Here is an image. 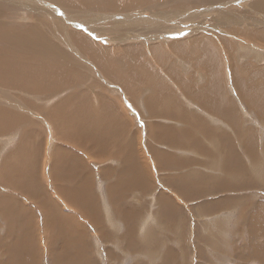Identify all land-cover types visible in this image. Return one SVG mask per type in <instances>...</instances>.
Returning a JSON list of instances; mask_svg holds the SVG:
<instances>
[{
  "label": "rangeland",
  "instance_id": "obj_1",
  "mask_svg": "<svg viewBox=\"0 0 264 264\" xmlns=\"http://www.w3.org/2000/svg\"><path fill=\"white\" fill-rule=\"evenodd\" d=\"M57 1L0 0V44L4 46L0 50L28 57L34 52L29 47L39 38L35 45L45 46L35 48L48 59L76 58L74 64L82 71L76 75L83 74L79 81L85 93L81 94L98 104L95 110L100 115L95 118L108 116L102 110L113 108L116 112L109 116L116 123L105 124L108 132L94 131L108 147L103 158H96L97 147L89 148L85 140L86 148L67 140L72 129L43 114L75 92V87L52 92L46 102V91L40 96L0 85V96L6 97L0 106L10 114L3 119L2 128L7 130L0 134V264H57L62 233L75 229L68 225L71 220L80 229L77 236L70 235L76 238L78 246H71L77 252L67 249L73 264H156L159 246L170 252L168 245L181 254L178 264H223L221 253H230L232 264L237 260L264 264V35L254 40L244 36L264 32V0H166L165 4L148 0L129 11L103 5L104 0L86 6L62 0L72 7ZM131 1L117 0L115 6L122 9ZM66 16H70L67 21ZM64 26L68 29L59 38L55 34ZM42 32L43 38L38 35ZM75 34L106 53L97 59L86 51L76 56L66 44ZM179 43L193 52L183 56L172 51L170 46ZM125 46L141 51L140 55L117 51ZM13 57L18 59L4 56L10 61ZM136 57L146 66L145 78L138 70L124 75L138 62ZM180 76L184 84L177 81ZM151 78L167 96L154 108L168 110L176 120L149 115L151 106L145 99L153 100L148 94ZM122 79L129 81L126 87ZM205 88L210 93L208 106L196 99ZM81 111L82 107L77 127L84 128ZM162 124L171 125L173 139L151 132V126L154 132L153 126ZM24 126L32 130L26 132ZM158 135L160 139L155 138ZM162 157H168L165 164ZM9 171L18 175L11 179L16 188L3 184L1 178ZM77 186L83 189L78 200L83 213L74 208L76 198L63 197V193L73 195ZM217 193L227 195V200L215 214L212 200Z\"/></svg>",
  "mask_w": 264,
  "mask_h": 264
},
{
  "label": "bare ground",
  "instance_id": "obj_2",
  "mask_svg": "<svg viewBox=\"0 0 264 264\" xmlns=\"http://www.w3.org/2000/svg\"><path fill=\"white\" fill-rule=\"evenodd\" d=\"M54 2H57L58 3V1L57 0H53ZM59 1H61L62 2V0H59ZM75 1H78V2H75ZM144 1V2H143ZM146 1H148V0H132L131 2H128L127 4H129L128 5V7H126V5L124 6V8H122V9H119L117 6H115L116 5V3H117V0H104L103 1V5L104 4H107V5H110V7L111 6H113V7H115L116 8V10L117 11H126V10H133V9H136L135 7H137V5H139V7L140 6H142V5H146L145 3H147ZM154 1V0H153ZM164 1H166V0H163V4H165L166 2H164ZM174 1H176V0H174ZM184 1V0H183ZM186 1V0H185ZM74 2L75 3H77V4H82V5H91V4H93V3H95L96 4V2H98V0H74ZM122 2V1H121ZM169 2V1H168ZM167 2V3H168ZM194 2V1H193ZM200 2V1H199ZM264 2V1H263ZM62 3L63 4H66V5H62ZM61 3V5L62 6H67V7H72V6H69V5H72L71 3H66V2H62ZM73 3V2H72ZM122 3H125V2H122ZM207 3V2H206ZM262 3V2H261ZM99 4V3H98ZM263 4V3H262ZM102 5V6H103ZM106 5V6H107ZM174 6V5H173ZM181 6H183V5H181ZM180 6V7H181ZM207 6V5H206ZM105 7V6H104ZM108 7H106V9H107ZM125 8H128V9H125ZM187 8V7H186ZM70 9V8H69ZM106 9H104V10H106ZM109 9V8H108ZM183 9H185V8H183ZM258 9V8H257ZM75 10H77V9H75ZM112 10H114L113 8H112ZM180 10H182V9H180ZM87 11V10H86ZM95 11H97V10H95ZM205 11V10H204ZM262 11V10H261ZM70 12V11H69ZM71 12H75V11H71ZM115 12V11H114ZM43 13V12H42ZM64 13H66V11L64 12ZM64 13H63V15H64ZM261 13V12H260ZM40 14V13H39ZM67 14H69V13H67ZM114 14V13H113ZM180 14V13H179ZM44 15V14H43ZM42 15V16H43ZM47 15V14H46ZM51 15H53L52 13H51ZM66 15V14H65ZM54 17H56V16H54ZM61 17V16H60ZM121 17V16H120ZM136 17V16H135ZM58 17H56L55 19H57ZM65 18V17H64ZM69 18H70V16L68 17V16H66V21L67 20H69ZM52 19V18H51ZM54 19V18H53ZM133 19H136V18H133ZM154 22V21H153ZM152 22V23H153ZM48 24H49V22H48ZM55 24V23H54ZM68 24H69V22H68ZM64 25V24H63ZM151 26V25H150ZM23 27V26H22ZM24 28V27H23ZM55 28V27H54ZM41 29V28H40ZM44 29V28H43ZM46 29V28H45ZM56 29V28H55ZM68 28L67 27H62V28H60V32H58L57 34H55V35H57V36H59V38L60 37H63V36H65L64 35V33H65V31L67 30ZM259 29V28H258ZM21 31H23V30H21ZM33 31H34V29H33ZM234 31V30H233ZM256 31V30H255ZM258 31V30H257ZM24 32V31H23ZM41 32V31H40ZM55 32V31H54ZM263 31H261V32H258V33H256V32H253V33H249V34H245L244 36L245 37H247L249 40H254L257 36H263L264 34V32L262 33ZM25 33V32H24ZM5 34V33H4ZM23 34V33H22ZM44 34H46L45 32H42V33H40V34H38L41 38H43L44 37ZM53 34V33H52ZM74 34V33H73ZM15 35L16 36H20L21 35V33H15ZM15 35L13 36V34L12 35H10V37L12 38V37H14L15 38ZM2 35L0 34V37H1ZM26 36V35H25ZM69 37V36H68ZM114 37H117L118 38V36H114ZM6 38V37H5ZM201 38H202V36H201ZM201 38H199V39H201ZM263 38H264V36H263ZM69 39V38H68ZM68 39H64L65 41H67L68 42ZM116 39V38H115ZM198 39V40H199ZM203 39H204V37H203ZM260 40H262L261 38H259ZM14 40V39H13ZM54 40V39H53ZM58 40V39H57ZM72 40H73V42H75V44H73V45H71V44H68L69 42H72ZM197 40V39H196ZM218 40V39H217ZM23 41V40H22ZM25 41V40H24ZM238 41V40H237ZM2 42V41H1ZM31 42V41H30ZM63 43H66V42H64V41H62ZM68 43H66L67 45H68V50H70V51H72V52H74L75 54H76V56H78L79 57V55H81V52H83V51H86L87 53H89V55L91 54L92 56H94L95 57V59H97V58H99L98 56H100V55H102V54H104V53H106V49L105 48H99V51H97L94 47H93V45L90 43V41L88 40V38H86V37H84V36H82L81 34H79V35H73L72 36V38L70 39V41H69ZM3 44H4V41L2 42ZM35 43L37 44V43H40V40H39V38H38V40L36 41H33V44L34 45H31L32 47H29V48H31V50L33 49L34 50V52H33V54L32 55H30V56H28V57H24V56H22V55H14V54H12L11 52H10V50L9 49H7V50H0V85H3V86H6V87H8V88H13V90L12 91H14V89H18V90H21V91H24V92H28V93H39V95L41 96V94L43 93L42 91H46V93H47V96H43L44 97V100H46V102H48L47 100H49V99H51L54 95H52V92H61V91H63V90H66V88H71V87H75V88H73V90L74 89H76V91L75 92H72L71 93V95L69 96H67V98H64V100L63 101H60L59 103H54V105H53V107H51V108H53V109H51L47 114H45V113H43L45 116H50L51 118H53L54 119V121L56 122V123H58V124H60V125H62V127H64L65 129H66V127L68 128V129H72L71 130V135L70 136H72L73 134H75L76 133V138H71L70 136V138L68 137L67 138V140L68 139H70V140H72L73 142H75V143H77V145H79V146H82L83 147V145L85 146V142L87 141L88 142V145H89V148H93L94 146L95 147H97L98 148V151H100V154H99V152L97 151V153L96 154H94L95 152H94V150H93V153L92 154H94V156L96 155V158H103V155H104V153H105V150L108 148L107 147V145H106V142L104 141V139H103V136H99V135H96V133L94 132L95 130L97 131V133H99L100 131H101V129H102V131L103 132H108V130L110 129L109 128V126L107 127L105 124L106 123H111V124H114L115 125V123H116V120L114 121L109 115H113L116 111L113 109V108H110V109H106V110H102V112H101V114H103V115H108V116H106V117H104V118H95V116H98V115H100V113H98L96 110H95V106L96 105H98V104H96V103H94V101H92V100H89L90 98L88 97V100L86 99V98H84L83 97V95L84 94H81V92H83L82 91V89H81V87H82V84H81V82L79 81V79L80 78H83V74L82 75H76V73H78L79 71H80V73L82 72L81 71V68H80V66H77V65H75L74 64V61H75V59L73 60V59H68L67 60V62H64L63 60H64V58H63V60H61V59H59V58H55V59H48L47 58V56L43 53V52H39V50H38V52H37V50H36V48L35 47H38V48H41V47H43V46H45L44 44H43V46H38V45H35ZM197 43V42H196ZM195 43V45L197 46L198 44H196ZM210 43H211V41H210ZM260 43V42H259ZM29 44V43H28ZM60 44V43H59ZM211 44H213V43H211ZM5 45H6V43H5ZM170 45V44H169ZM0 46H2L3 48H4V46L3 45H1L0 44ZM55 46V45H54ZM53 46V47H54ZM61 46H63V44L61 45ZM65 46V45H64ZM6 47H7V45H6ZM25 47V46H24ZM48 47V46H47ZM128 46H125L123 49H120V48H117V51H124V52H129V53H131V54H134V55H140V53H141V51H138L137 49H130V48H127ZM194 47V46H193ZM61 48V47H60ZM64 48V47H63ZM132 48V47H131ZM170 48H171V50L173 51H175L176 53H178V54H182L183 56H189V54L188 53H192L193 52V50H190L189 48H187V47H185V46H183V43H179V44H177V45H171L170 46ZM198 48H200V45H199V47H195V49H194V51H196ZM245 48V47H244ZM14 49V48H13ZM56 51H59V49H57V47L55 46V48H54ZM20 50V48H18L17 50H16V52H18ZM27 50V49H26ZM42 50V49H41ZM155 50V49H154ZM15 51V50H14ZM13 51V52H14ZM30 51V50H29ZM44 51V50H43ZM155 51H160L159 50V48L157 49V50H155ZM210 51V49L208 48V51H207V53H210L209 52ZM216 51V50H215ZM60 52V51H59ZM11 54V55H13V56H17L18 57V59L17 58H14L13 57V59H12V61H10V60H8V59H11V58H7V60H6V58H4V56H5V54ZM25 53V52H24ZM70 53V52H69ZM206 53V54H207ZM2 54V55H1ZM19 54V53H18ZM23 54V53H22ZM27 55V54H26ZM49 55V54H48ZM68 55V54H67ZM90 55V56H91ZM39 56H41L39 59H38V57ZM69 56V55H68ZM161 56H162V54H161ZM181 56V55H180ZM8 57H10V56H8ZM67 57V56H66ZM71 57V56H70ZM74 57V56H73ZM141 57V56H140ZM140 57H136L135 59L136 60H134V61H138V62H136V63H134V64H132L131 66H129V68H128V70L124 73V75H126V76H128V73L129 74H131V72L132 71H134V70H138V71H140L141 73H142V75L143 74H145L144 72H142L145 68H146V66H145V64L142 62V59L140 58ZM67 58H69V57H67ZM157 58H159V57H155V60L157 59ZM20 59V60H19ZM92 59H94V58H92ZM43 60V61H42ZM98 61H101V60H98ZM97 62V61H96ZM155 62V61H154ZM153 62V63H154ZM19 63H21V64H19ZM207 65V64H206ZM203 66V65H202ZM204 67V66H203ZM215 68V67H214ZM171 71H173V70H171ZM259 73V72H258ZM13 74V75H12ZM172 74V73H171ZM146 75V74H145ZM145 75H143V77L145 78L146 76ZM173 75V74H172ZM129 77V76H128ZM152 79V78H151ZM153 81H152V86L150 87L151 89H150V93H148L149 94V96L150 97H152L153 98V100L152 101H149L148 99H145L146 101V104H148L149 106H151L150 108H151V110H150V113H149V115L151 116V117H153V118H161V119H163V117L164 118H168V119H170V118H172V119H174V120H176L177 118H173V115H172V113L171 112H169L168 110H164V109H162V112H158L157 111V109H155L154 108V106H156V105H158V104H161L162 102H166V100L164 99V97H167V96H165V94H164V91H163V88H162V85L160 84H158L157 85V82H155L154 81V79H152ZM204 80V79H203ZM177 81L178 82H180L181 84H184L185 83V81H183L182 80V77L180 76V77H178L177 78ZM120 82H121V84L123 85V87H126L127 86V84H128V80H120ZM184 82V83H183ZM134 83V82H133ZM250 83V82H249ZM187 84V83H186ZM248 85V84H247ZM250 85L254 88V89H258V90H260L255 84H252V83H250ZM249 85V86H250ZM206 89V88H205ZM245 89V88H244ZM56 90H59V91H56ZM247 90L248 91H250V88H247ZM143 91V90H142ZM243 91H245V90H243ZM255 91V90H254ZM6 92V91H5ZM126 92V91H125ZM262 92V91H261ZM4 93V92H3ZM2 93V94H3ZM83 93H85V92H83ZM244 93V92H243ZM251 93H252V91H251ZM1 94V95H2ZM131 92H130V96H131ZM170 94V93H169ZM199 94H202L203 96H199L198 98H201L202 99V103H208V95L210 94L209 93V91L206 89V90H204L203 92H201V93H199ZM257 94V93H256ZM36 95V94H35ZM39 95H36V96H38L39 97ZM88 95V94H87ZM133 95V94H132ZM189 95H193V93L192 92H189ZM249 95V94H248ZM247 95V96H248ZM252 95V94H251ZM258 95V94H257ZM256 95V96H257ZM5 96V95H4ZM168 96H170V95H168ZM244 96H246V94L244 95ZM254 96V95H253ZM38 97L36 98V99H38ZM142 97V96H141ZM4 98H6V97H4ZM3 97H1L0 96V102H3L5 99H4ZM42 97H40V99H41ZM84 98V99H83ZM137 98V97H136ZM171 98V97H170ZM246 98V97H245ZM39 99V100H40ZM86 99V100H85ZM95 101L97 100V98H96V96H94V98H93ZM172 99H173V97H172ZM165 100V101H164ZM255 100H256V98H255ZM90 101L91 102H93V104L91 103L90 104ZM250 101V100H249ZM263 101V100H262ZM51 102V101H50ZM97 102V101H96ZM170 102V101H169ZM251 102V101H250ZM15 103V102H14ZM45 103V102H44ZM88 103V104H87ZM6 104V103H5ZM13 104V103H12ZM46 104V103H45ZM69 104V105H68ZM165 104V103H164ZM260 104V103H259ZM65 105H66V108H65ZM257 105H258V103H257ZM42 106V105H41ZM264 106V105H263ZM1 107V106H0ZM81 107L83 108V111H81L80 112V117H81V119H82V125L84 124V128H83V126H81V127H77V121H76V117H77V114L79 113V111H80V109H81ZM157 107V106H156ZM71 108V109H70ZM43 109H44V107H43ZM42 109V110H43ZM255 109V108H254ZM260 109V108H259ZM4 109H2V107L0 108V134H2L3 133V131L5 130H7V129H3L2 127V125H4L3 124V119L5 118H7L9 115L7 114L8 112H6V111H3ZM8 110V109H7ZM41 110V111H42ZM174 111H177V110H175V109H173ZM1 111H3V112H1ZM45 111V110H44ZM153 111V112H152ZM160 111V110H159ZM257 111V110H256ZM258 112V111H257ZM111 113V114H110ZM259 114V113H258ZM18 115V114H17ZM120 115V114H119ZM260 115V114H259ZM16 116V115H15ZM175 116V115H174ZM54 117H56L58 120H59V122L54 118ZM115 117V119H116V115L114 116ZM170 117V118H169ZM21 118H23V117H20V119ZM47 118H49V117H47ZM110 118L112 119L111 121H110ZM8 119V118H7ZM12 119V118H11ZM83 120H84V122H83ZM119 120V119H118ZM180 120V119H179ZM9 121H10V119H9ZM17 121V120H16ZM53 121V120H52ZM114 121V122H113ZM120 121V120H119ZM118 121V122H119ZM159 121V120H158ZM5 122V121H4ZM19 122V121H18ZM123 122V121H122ZM16 123V122H15ZM124 123V122H123ZM23 124V123H22ZM52 124H53V122H52ZM99 124H104L103 126H101V125H99ZM155 124H159V123H157V122H155ZM161 124V123H160ZM54 125V124H53ZM113 125V126H114ZM126 125V124H125ZM22 127V126H21ZM167 126L166 125H155V126H153V128H154V132H153V130H152V126H151V128H150V130H151V132L152 133H157V132H160L161 134H163V133H166V134H168V135H170L171 136V139H173L174 138V133L173 132H171V129L170 128H166ZM11 128H13V126L12 127H9L8 128V130L9 129H11ZM61 128V127H60ZM63 128V129H64ZM74 128V129H73ZM29 129H31V127L30 126H24V128H23V130L24 131H26V130H29ZM58 129V128H57ZM118 129H119V126H118ZM32 130V129H31ZM56 130V129H55ZM60 130V129H59ZM150 130H149V135H150ZM13 131V130H12ZM34 131V130H33ZM66 131V130H65ZM84 131H85V133H84ZM121 131V130H120ZM174 131V130H173ZM27 132V131H26ZM60 133V132H59ZM62 133V132H61ZM64 133V132H63ZM120 133V132H119ZM84 134H88L89 136L88 137H86L85 138V136H84ZM114 134V133H113ZM56 135V134H55ZM101 135V134H100ZM153 135V134H152ZM160 136L161 135H158V136H156L155 138H157V139H160ZM57 137V136H56ZM65 137V136H64ZM106 137H107V139L108 140H110V141H112V138L113 137H111L110 135H106ZM29 138V137H28ZM33 138V137H32ZM249 138V137H248ZM33 140V139H32ZM63 140V139H62ZM84 140H85V142H84ZM156 140V139H155ZM230 140V139H229ZM30 141H31V139H30ZM107 141V140H106ZM177 141V140H176ZM175 141V142H176ZM63 142V141H62ZM87 142H86V144H87ZM93 142V143H92ZM174 142V141H173ZM226 142V141H225ZM228 143V142H227ZM232 143V142H231ZM72 144V143H71ZM132 144V143H131ZM175 144H177V142L175 143ZM182 144V143H181ZM191 144V143H190ZM189 144V145H190ZM226 144V143H225ZM229 144V143H228ZM87 145V146H88ZM230 145V144H229ZM109 146V145H108ZM111 146H113V144L111 145ZM111 146H110V149L112 150L113 148H111ZM38 148H39V146H38ZM76 148V147H75ZM85 148H86V146H85ZM88 148V147H87ZM97 148H95V149H97ZM116 148V147H115ZM82 149V148H81ZM94 149V148H93ZM117 149V148H116ZM23 150H25L24 148H23ZM85 150V149H84ZM115 151H117V150H115ZM90 152V151H89ZM116 153V152H115ZM121 153H122V151H121ZM120 154V153H119ZM123 154V153H122ZM158 154V153H157ZM132 154H130V156H131ZM158 156L159 155H156V159H158ZM118 157V156H117ZM123 157H124V154H123ZM122 157V158H123ZM76 158V157H75ZM121 158V157H120ZM119 158V159H120ZM24 159V158H23ZM78 159V158H77ZM140 159V158H139ZM161 159H163V164H165L166 162V160L168 159V157H162ZM254 159V158H253ZM8 160V159H7ZM141 160V159H140ZM143 160V159H142ZM142 160H141V162H142ZM257 160V159H256ZM100 161V160H99ZM122 161V160H121ZM123 161H124V159H123ZM66 162V161H65ZM170 162V161H169ZM15 163V162H14ZM122 163V162H121ZM120 163V164H121ZM174 163H176V162H174ZM5 164H6V162H5ZM5 164H3V165H5ZM16 164V163H15ZM69 164V163H68ZM168 164V163H167ZM2 165V166H3ZM10 165H11V163H10ZM65 165V164H64ZM72 165V164H71ZM7 166V165H6ZM7 167H9V165L7 166ZM75 167V166H74ZM166 167V166H165ZM168 167H169V165H168ZM5 168V167H4ZM69 168V167H68ZM79 168V167H78ZM18 169V168H17ZM17 169H15L16 170V172L18 171ZM14 171V170H13ZM68 172V171H67ZM55 173V172H54ZM78 174V173H77ZM17 174L15 173V172H11V171H9V172H7V174L6 175H4L3 176V178H1L4 182H3V184L4 185H6V186H8V187H10V188H16L15 186H13V183H12V178L13 177H15ZM81 175V174H80ZM80 175H78V176H80ZM83 175V174H82ZM18 176V175H17ZM71 177V176H70ZM80 178V177H79ZM82 178V177H81ZM14 179V178H13ZM129 179L132 181L133 180V177H129ZM1 180V181H2ZM54 180V179H53ZM85 179H83V181H84ZM14 182V181H13ZM58 183V182H57ZM82 183H84V182H82ZM85 183H86V181H85ZM16 184V183H15ZM14 184V185H15ZM17 185V184H16ZM56 185V184H55ZM57 186V185H56ZM17 189H19V188H17ZM55 189H56V187H55ZM62 191V190H61ZM33 192H34V190H33ZM36 192V191H35ZM74 194L73 195H67V194H65V193H63V197H65V199L67 198V199H69V197H74V198H76V200H75V206H74V208L77 210V212L78 211H80L81 213H83V211H84V209L83 208H81V203L80 202H78V200L80 199V194L82 195V193H83V189H81V187H76V188H74L73 189V191H72ZM82 192V193H81ZM37 193V192H36ZM69 193V192H68ZM75 193L77 194V195H75ZM85 193V192H84ZM61 194H62V192H61ZM62 196V195H61ZM163 196V195H162ZM78 197V198H77ZM60 198V197H59ZM163 198V197H162ZM1 199V198H0ZM66 199V200H67ZM73 199V198H72ZM164 199V198H163ZM71 200V199H70ZM81 201V200H80ZM43 202H45V201H42V203ZM83 202H84V200H83ZM41 205V204H40ZM49 205V204H48ZM50 206V205H49ZM47 208V207H46ZM94 208H96V207H94ZM58 209V208H57ZM167 209H168V207H167ZM48 210H49V207H48ZM86 210V209H85ZM90 210V209H89ZM51 211V210H50ZM87 211H88V209H87ZM84 215H89V214H87V212H86V214L84 213ZM92 215V214H91ZM34 216V215H33ZM48 216V215H47ZM47 218V217H46ZM90 219V218H89ZM71 222L72 223H70V224H68L69 226H73V228L75 227V229L74 230H71V232H68L69 230H68V228L66 229V231L67 232H63L62 233V237H63V239H62V245H60L61 247H62V249L60 250V252H59V255H58V263H60L61 264V262H62V264H73L72 263V260H71V254H69L68 252H67V249H69L70 250V247L72 248L73 246H71L72 244H76L77 246H78V244L76 243V238L74 239L72 236H70V235H76L77 236V234H78V227H77V225L75 224V222H73L72 220H71ZM17 224V223H16ZM167 227V226H166ZM59 228V227H58ZM80 230V229H79ZM56 234V233H55ZM16 237V236H15ZM79 237V236H78ZM22 238V237H21ZM60 238V237H59ZM5 239V238H4ZM19 240H20V238H19ZM77 240H78V238H77ZM80 241H81V239H80ZM80 241L78 240V242L80 243ZM24 242V241H23ZM31 242V241H30ZM82 242V241H81ZM84 244V243H83ZM80 247L82 248V246L80 245ZM75 249H76V247L73 249H71L70 251L71 252H73V250L75 251ZM36 250V249H35ZM81 250V249H80ZM20 252V251H19ZM64 252V254H62ZM75 252H77V250L75 251ZM22 253L23 252H21L19 255H22ZM27 253V252H26ZM74 253V252H73ZM11 254H12V252H11ZM25 254V253H24ZM78 255L79 254H81V253H79V249H78V253H77ZM77 254H75V255H77ZM74 254H72V256H73ZM13 257H14V255H12ZM11 256V257H12ZM25 256V255H24ZM74 257V256H73ZM24 258V257H23ZM26 258V257H25ZM75 258V257H74ZM81 258H83L82 256H81ZM13 260H14V258H12ZM64 259V260H63ZM76 259V258H75ZM74 260V259H73ZM77 261V260H76ZM75 260L73 261V262H76ZM24 262H25V259H24ZM56 263H57V261H56ZM57 263V264H58ZM81 263H82V261H81Z\"/></svg>",
  "mask_w": 264,
  "mask_h": 264
},
{
  "label": "crops",
  "instance_id": "obj_3",
  "mask_svg": "<svg viewBox=\"0 0 264 264\" xmlns=\"http://www.w3.org/2000/svg\"><path fill=\"white\" fill-rule=\"evenodd\" d=\"M260 84V83H259ZM257 87H259V85L257 86ZM197 100H199L201 103H202V99L201 98H196ZM211 103V101L210 100H208V104H207V106L209 105ZM231 111H233V114L235 115V111H234V109L233 110H231ZM233 121H235L234 119H233ZM166 128H172L171 127V125H167V127ZM158 162V161H157ZM172 162V161H171ZM175 162V161H174ZM129 169V168H128ZM120 179H123V177L121 176V178ZM121 185V184H120ZM120 185H118V186H120ZM215 196V198L212 200V202L214 203V206H217L216 208H217V210L218 211H215V214L217 213V212H219V210L220 209H224V204L226 203V200H227V195H224V193H222V194H219V193H217V194H215L214 195ZM164 198V199H163ZM163 201H166L165 200V197L163 196ZM160 199V198H159ZM161 199V200H162ZM168 247L170 248V252H166L165 251V249L164 248H161L160 246H159V251H161V253L159 254V257H158V259H157V262L159 261V264H178V262H177V258L181 261L182 260V258H180L181 257V254L180 253H178V252H176L174 249H173V247H175L174 245H168ZM163 249H164V252H163ZM178 249L182 252V248H179L178 247ZM213 249H216L217 251H219L220 250V248H215V247H213L212 248V250ZM184 250V249H183ZM222 250V249H221ZM145 251V250H144ZM223 251V250H222ZM194 253H195V255H198V251L197 250H195L194 251ZM165 254V255H164ZM150 256V255H149ZM220 256L223 258V259H225V261H222V263L223 264H232V262H233V257L231 256V254L230 253H221L220 254ZM165 257V258H164ZM162 258H164V261H163V259ZM238 262L237 263H235V264H243V262H240L239 260H237ZM157 262H156V264H157ZM154 264V263H153ZM186 264H188V263H186ZM201 264H203V263H201ZM206 264H210V263H206ZM211 264H213V262L211 263ZM219 264H221V263H219Z\"/></svg>",
  "mask_w": 264,
  "mask_h": 264
}]
</instances>
